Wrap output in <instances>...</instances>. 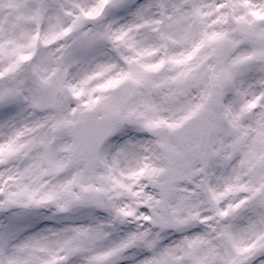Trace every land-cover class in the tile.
I'll return each mask as SVG.
<instances>
[{"label": "snow or ice", "instance_id": "snow-or-ice-1", "mask_svg": "<svg viewBox=\"0 0 264 264\" xmlns=\"http://www.w3.org/2000/svg\"><path fill=\"white\" fill-rule=\"evenodd\" d=\"M0 264H264V0H0Z\"/></svg>", "mask_w": 264, "mask_h": 264}]
</instances>
